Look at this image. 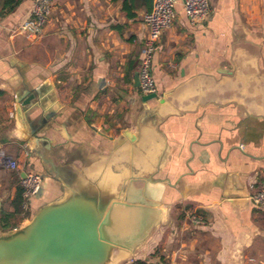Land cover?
<instances>
[{
    "label": "crops",
    "instance_id": "obj_1",
    "mask_svg": "<svg viewBox=\"0 0 264 264\" xmlns=\"http://www.w3.org/2000/svg\"><path fill=\"white\" fill-rule=\"evenodd\" d=\"M6 1L0 158L18 170L0 165V216L13 212L28 171L41 188L15 229L69 190L113 204L147 177L160 187L162 221L132 254L115 251L117 264H264V205L250 201L264 182V0H209L200 24L177 4L152 58L148 101L135 86L146 11L127 18L122 0H52L44 31L31 36L18 30L32 0ZM113 209L109 231L135 244L151 215L125 211L122 230L124 209Z\"/></svg>",
    "mask_w": 264,
    "mask_h": 264
},
{
    "label": "water",
    "instance_id": "obj_2",
    "mask_svg": "<svg viewBox=\"0 0 264 264\" xmlns=\"http://www.w3.org/2000/svg\"><path fill=\"white\" fill-rule=\"evenodd\" d=\"M135 86L139 87L138 74ZM32 98L30 95L22 106ZM154 98L156 95L150 94L143 100ZM16 112L25 127L19 105ZM125 136L135 140L129 132ZM146 178H142L141 188H135L132 181L127 183L113 204L97 201L83 190L67 191L62 199L41 207L25 226L0 232V264H117L118 260L112 259L115 251L132 254L162 221V212L158 209L162 204L160 187ZM116 205L124 209L119 222L122 230L128 224L125 211L131 213L143 208L151 215L135 244L126 240L121 244L117 241L120 237L109 231Z\"/></svg>",
    "mask_w": 264,
    "mask_h": 264
},
{
    "label": "built area",
    "instance_id": "obj_3",
    "mask_svg": "<svg viewBox=\"0 0 264 264\" xmlns=\"http://www.w3.org/2000/svg\"><path fill=\"white\" fill-rule=\"evenodd\" d=\"M180 4L184 15L190 23H203L210 12L209 0H151V8L142 14V22L146 28V35L141 49L140 67L138 71L139 91L143 96L155 94V83L152 76L151 62L156 51V45L162 33L173 21L174 9ZM52 13V0H32L28 18L19 27V34L39 36L44 31ZM0 165L5 169L18 170V166L11 159L0 158ZM41 177L32 172H25L20 180L22 189V208L28 206L29 200L37 195L41 188ZM254 206L264 205V182L259 189L250 195ZM201 218H194L195 224L201 223ZM164 264V263H161Z\"/></svg>",
    "mask_w": 264,
    "mask_h": 264
},
{
    "label": "trees",
    "instance_id": "obj_4",
    "mask_svg": "<svg viewBox=\"0 0 264 264\" xmlns=\"http://www.w3.org/2000/svg\"><path fill=\"white\" fill-rule=\"evenodd\" d=\"M117 2L120 0H111ZM13 0H7L5 6L10 7ZM151 8V0H122V10L127 18H134L136 12L144 10L149 11ZM22 189H20L11 203L13 212L2 213L0 216V231L5 232L16 228L15 221L23 213L22 208ZM133 264H154L151 261H134Z\"/></svg>",
    "mask_w": 264,
    "mask_h": 264
},
{
    "label": "rangeland",
    "instance_id": "obj_5",
    "mask_svg": "<svg viewBox=\"0 0 264 264\" xmlns=\"http://www.w3.org/2000/svg\"><path fill=\"white\" fill-rule=\"evenodd\" d=\"M257 190V187L254 189V191H256Z\"/></svg>",
    "mask_w": 264,
    "mask_h": 264
}]
</instances>
